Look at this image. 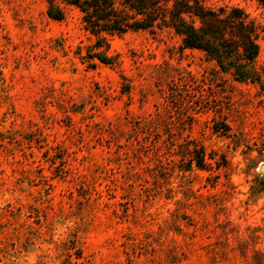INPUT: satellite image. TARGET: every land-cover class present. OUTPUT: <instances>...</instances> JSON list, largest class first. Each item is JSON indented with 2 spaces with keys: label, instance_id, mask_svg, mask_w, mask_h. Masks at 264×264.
Wrapping results in <instances>:
<instances>
[{
  "label": "rangeland",
  "instance_id": "374dc122",
  "mask_svg": "<svg viewBox=\"0 0 264 264\" xmlns=\"http://www.w3.org/2000/svg\"><path fill=\"white\" fill-rule=\"evenodd\" d=\"M202 2L255 23L264 72V9ZM46 9L0 0V264H264V88L168 28L83 58L79 12Z\"/></svg>",
  "mask_w": 264,
  "mask_h": 264
},
{
  "label": "trees",
  "instance_id": "16d2710c",
  "mask_svg": "<svg viewBox=\"0 0 264 264\" xmlns=\"http://www.w3.org/2000/svg\"><path fill=\"white\" fill-rule=\"evenodd\" d=\"M50 19L63 20L66 10L79 12L85 31L96 38L85 48L88 59L111 64L106 34L168 28L180 38L182 50H199L236 81L258 83L264 88L262 74L254 67L259 55L258 30L243 10L237 7H210L202 0H45ZM264 9V0H256ZM82 49V48H79ZM232 70V71H230ZM187 168H206L203 148L186 154ZM183 155V156H184ZM218 166L220 164H217Z\"/></svg>",
  "mask_w": 264,
  "mask_h": 264
},
{
  "label": "water",
  "instance_id": "95a60500",
  "mask_svg": "<svg viewBox=\"0 0 264 264\" xmlns=\"http://www.w3.org/2000/svg\"><path fill=\"white\" fill-rule=\"evenodd\" d=\"M262 170L264 171V167L262 168Z\"/></svg>",
  "mask_w": 264,
  "mask_h": 264
}]
</instances>
